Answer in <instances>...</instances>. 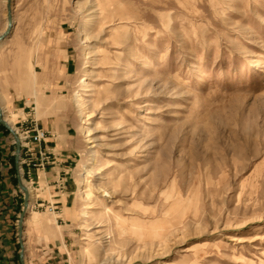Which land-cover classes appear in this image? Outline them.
I'll return each instance as SVG.
<instances>
[{"label":"rangeland","instance_id":"1","mask_svg":"<svg viewBox=\"0 0 264 264\" xmlns=\"http://www.w3.org/2000/svg\"><path fill=\"white\" fill-rule=\"evenodd\" d=\"M0 37V264H264V0H0Z\"/></svg>","mask_w":264,"mask_h":264},{"label":"crops","instance_id":"2","mask_svg":"<svg viewBox=\"0 0 264 264\" xmlns=\"http://www.w3.org/2000/svg\"><path fill=\"white\" fill-rule=\"evenodd\" d=\"M3 111V110H2ZM29 116V115H27ZM38 121L37 123L39 124V126L45 130V132H48V134H50L49 137H47V139L45 140V144L43 146H45L46 148H50L52 147V142H57V135L60 134V133H64L63 132V127L62 126H59L58 124L55 126V125H49L46 123V121L42 120V119H39V118H36ZM7 130L5 129V127L0 124V146H2V140H6L7 138ZM47 142H49L47 144ZM61 156V155H60ZM63 161V155L61 156L59 160ZM57 163V162H56ZM60 164V162H58ZM59 164H56V165H59ZM56 168V167H55Z\"/></svg>","mask_w":264,"mask_h":264},{"label":"built area","instance_id":"3","mask_svg":"<svg viewBox=\"0 0 264 264\" xmlns=\"http://www.w3.org/2000/svg\"><path fill=\"white\" fill-rule=\"evenodd\" d=\"M47 133L43 130L37 129L33 134L29 133V131H22L20 134V139H29L30 142L39 143L45 140ZM26 144V145H25ZM24 146H27L25 143Z\"/></svg>","mask_w":264,"mask_h":264},{"label":"bare ground","instance_id":"4","mask_svg":"<svg viewBox=\"0 0 264 264\" xmlns=\"http://www.w3.org/2000/svg\"><path fill=\"white\" fill-rule=\"evenodd\" d=\"M97 10H98V9H97ZM103 10H104V9H103ZM103 10H102V11H103ZM94 11H95V10H94ZM95 12H97V11H95ZM91 14H92V13H91ZM91 14H90V15H91ZM98 14H99V16H100V15H102L103 13L100 11V12H98ZM95 15H96V13H95ZM88 21H89V20H88ZM11 28H12V26H11V24H10L9 27H8V29H11ZM6 29H7V23H5V26H4V30H3V31H5ZM88 55H89V54H88ZM86 58H90V57L87 56ZM76 102L79 103L80 106L82 105V103H80V101L77 99V96H76ZM81 110H82V109H81ZM0 112H1V111H0ZM3 121L5 122L6 120L4 119ZM6 122H7V121H6ZM6 122H5V123H6ZM7 123H8V122H7ZM7 123H6V124H7ZM7 125H9V124H7ZM12 131H13V130H12ZM19 139H20V138H19ZM22 145H23V144H22ZM92 154H93V156H95V153H92ZM106 167H108V166H106ZM107 169H108V168H107ZM95 173H97V172H95Z\"/></svg>","mask_w":264,"mask_h":264},{"label":"water","instance_id":"5","mask_svg":"<svg viewBox=\"0 0 264 264\" xmlns=\"http://www.w3.org/2000/svg\"><path fill=\"white\" fill-rule=\"evenodd\" d=\"M2 37V36H1ZM0 37V39H1ZM0 116H1V112H0ZM0 123L10 132L13 134L14 139L16 141V151L18 152L19 148H18V139L16 138L15 134L13 133L12 129L3 121L0 119Z\"/></svg>","mask_w":264,"mask_h":264}]
</instances>
